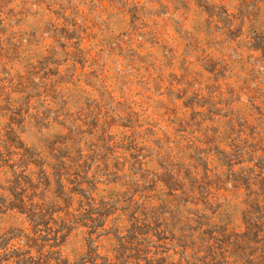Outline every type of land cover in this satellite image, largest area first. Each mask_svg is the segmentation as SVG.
<instances>
[{"label":"rangeland","instance_id":"rangeland-1","mask_svg":"<svg viewBox=\"0 0 264 264\" xmlns=\"http://www.w3.org/2000/svg\"><path fill=\"white\" fill-rule=\"evenodd\" d=\"M0 264H264V0H0Z\"/></svg>","mask_w":264,"mask_h":264}]
</instances>
